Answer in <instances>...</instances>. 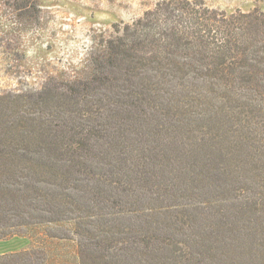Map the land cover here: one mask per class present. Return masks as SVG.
<instances>
[{
	"label": "trees",
	"instance_id": "obj_1",
	"mask_svg": "<svg viewBox=\"0 0 264 264\" xmlns=\"http://www.w3.org/2000/svg\"><path fill=\"white\" fill-rule=\"evenodd\" d=\"M114 28L88 77L0 94V240L42 229L0 264L53 239L76 264H264V10L158 0Z\"/></svg>",
	"mask_w": 264,
	"mask_h": 264
},
{
	"label": "rangeland",
	"instance_id": "obj_2",
	"mask_svg": "<svg viewBox=\"0 0 264 264\" xmlns=\"http://www.w3.org/2000/svg\"><path fill=\"white\" fill-rule=\"evenodd\" d=\"M158 0H38L27 13L0 1V94L38 89L50 77H88L102 41L114 35L115 23H129ZM226 11L264 10V0H204ZM33 231V230H32ZM42 229L0 240V254L30 248ZM36 237V238H35ZM75 242L53 239L43 246L50 264H76Z\"/></svg>",
	"mask_w": 264,
	"mask_h": 264
}]
</instances>
